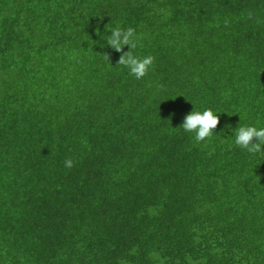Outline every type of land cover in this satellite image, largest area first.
<instances>
[{
	"label": "trees",
	"instance_id": "1",
	"mask_svg": "<svg viewBox=\"0 0 264 264\" xmlns=\"http://www.w3.org/2000/svg\"><path fill=\"white\" fill-rule=\"evenodd\" d=\"M116 26L155 57L142 79ZM205 109L197 143L181 124ZM240 126L264 127V0H0V231L30 264H264Z\"/></svg>",
	"mask_w": 264,
	"mask_h": 264
},
{
	"label": "clouds",
	"instance_id": "2",
	"mask_svg": "<svg viewBox=\"0 0 264 264\" xmlns=\"http://www.w3.org/2000/svg\"><path fill=\"white\" fill-rule=\"evenodd\" d=\"M248 15L251 18L252 14L249 13ZM108 30L110 31V35L106 39L107 46L121 53L117 64L127 68L129 74L137 80L145 77L154 64L155 57L152 55L144 57L134 55L133 50L138 47L141 40L136 30L132 27L125 29L120 26ZM125 46H128V51H124ZM104 59L110 62V54L105 53ZM219 121V116L214 114L211 109H205L203 112L193 110L184 117L181 127L186 133H193L194 141L200 143L211 138ZM234 143L250 154L264 152V127H238L235 131ZM64 166L71 169L74 167V161L70 158L66 159Z\"/></svg>",
	"mask_w": 264,
	"mask_h": 264
},
{
	"label": "rangeland",
	"instance_id": "3",
	"mask_svg": "<svg viewBox=\"0 0 264 264\" xmlns=\"http://www.w3.org/2000/svg\"><path fill=\"white\" fill-rule=\"evenodd\" d=\"M51 74L52 76L50 75L49 78L54 77L55 79L53 80L56 81L57 87H59L60 89V93L65 94L63 91V87L64 88L67 87L68 78L65 77V75L64 77H60L61 73L55 74V71L52 72ZM71 93L75 97H77V94L73 91V89L71 90ZM38 113L39 112L37 111L35 114L38 115ZM12 166H13V162L9 165L8 170H11ZM17 171H19V168ZM64 258H65L64 256H61L60 260ZM0 263L1 264H30L24 252V249L22 248L19 241L15 238L6 237L1 231H0Z\"/></svg>",
	"mask_w": 264,
	"mask_h": 264
}]
</instances>
